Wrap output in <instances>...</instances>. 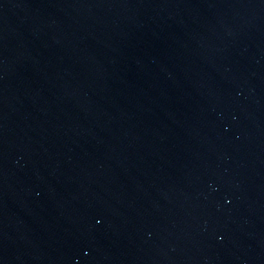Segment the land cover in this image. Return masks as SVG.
<instances>
[{
  "label": "water",
  "instance_id": "1",
  "mask_svg": "<svg viewBox=\"0 0 264 264\" xmlns=\"http://www.w3.org/2000/svg\"><path fill=\"white\" fill-rule=\"evenodd\" d=\"M0 56L109 264H264V0H0Z\"/></svg>",
  "mask_w": 264,
  "mask_h": 264
}]
</instances>
